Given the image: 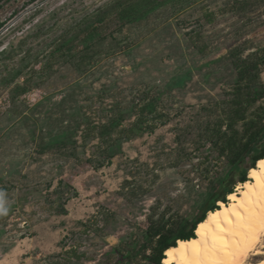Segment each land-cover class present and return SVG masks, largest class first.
I'll use <instances>...</instances> for the list:
<instances>
[{"label":"rangeland","instance_id":"rangeland-1","mask_svg":"<svg viewBox=\"0 0 264 264\" xmlns=\"http://www.w3.org/2000/svg\"><path fill=\"white\" fill-rule=\"evenodd\" d=\"M0 23V264H119L151 222L189 228L249 173L250 155L215 189L233 150L213 133L242 143L264 123L263 97L227 127L231 52L262 58L264 0H0ZM254 73L264 84L262 62ZM116 110L110 158L100 130Z\"/></svg>","mask_w":264,"mask_h":264},{"label":"bare ground","instance_id":"bare-ground-1","mask_svg":"<svg viewBox=\"0 0 264 264\" xmlns=\"http://www.w3.org/2000/svg\"><path fill=\"white\" fill-rule=\"evenodd\" d=\"M228 198V203L219 201V207L207 213L196 228L195 237L179 239L176 246L165 251L163 264H245L250 255L262 253L257 252L256 248L264 238V158L250 169L249 180L239 183ZM234 205L245 217L244 223L248 227L237 224L235 212L232 211ZM224 212H228L233 224L229 225L221 216L217 226L213 218L217 213ZM202 225H207V228L202 229ZM222 228L232 230L221 232ZM213 234L223 239H214ZM253 236L256 239L250 243ZM257 264H264V258Z\"/></svg>","mask_w":264,"mask_h":264},{"label":"trees","instance_id":"trees-1","mask_svg":"<svg viewBox=\"0 0 264 264\" xmlns=\"http://www.w3.org/2000/svg\"><path fill=\"white\" fill-rule=\"evenodd\" d=\"M1 26V24H0ZM98 28H95L94 31H97ZM259 69V68H258ZM259 76L257 73H254V71L249 70L248 68L242 69L238 72L237 77V83L238 86L235 88V92L238 93L236 97L234 98L235 103V110L231 113L229 117V121L227 124V127L229 129H233L234 124L239 120H245L246 116V110L252 105L254 102H256L258 99L264 97V84H261L258 80ZM245 82L244 86H239L241 82ZM258 84V85H256ZM263 115V114H262ZM262 115L260 118H262ZM120 121H117L114 126L118 125ZM112 126V125H111ZM135 128H132L130 130V134L132 135ZM216 132L213 134H217L216 138H214V143L216 145L222 143L220 148V154L224 151H232L233 153L230 156V169L228 171L229 176H232V174L237 171L244 163V160L247 156H251V162L249 171L251 168L256 167V164L258 160L264 158V123H257L255 121H250L248 124V137L247 139L240 143L237 136L234 134L229 135L220 132V126H217ZM140 134L139 132H137ZM214 136V135H213ZM212 137V135H211ZM210 137V138H211ZM211 140H213L211 138ZM109 151H111L108 156L112 158L114 155V151L111 150V145L108 146ZM259 147V148H258ZM247 168H244L241 170V176H240V182H246L249 180L247 178L248 171ZM228 194L232 193L233 188H227ZM230 192V193H229ZM234 192V191H233ZM225 202V196L222 197V200ZM226 201L225 203H227ZM219 207L216 204H212L209 211H214ZM214 209V210H213ZM207 212V213H208ZM207 213L204 212L200 216H198L191 224L188 229H185L182 225L178 226L176 229L174 227H168L167 222L163 221L161 224L152 225L148 228V233L146 234V241L143 244V249H147L149 245H152L155 243V246L153 248V253L149 256H145L146 259H149V264H163V258L165 251L173 246L177 245V241L179 239L186 240L195 237V230L198 227L199 223L202 222L206 216ZM140 251V249H139ZM137 250L131 251L130 253L126 254L125 257H122V262L119 264H123L125 259L128 261L129 258H133V254H138ZM135 255V256H136Z\"/></svg>","mask_w":264,"mask_h":264},{"label":"flooded vegetation","instance_id":"flooded-vegetation-1","mask_svg":"<svg viewBox=\"0 0 264 264\" xmlns=\"http://www.w3.org/2000/svg\"><path fill=\"white\" fill-rule=\"evenodd\" d=\"M101 21V20H100ZM1 24V23H0ZM2 25V24H1ZM195 45H197V47H198V50L199 51H202V49L199 47V44H198V42H193ZM239 53H240V50L238 49V48H235L232 52H231V55L233 56V57H235V58H237L236 59V61H235V65L236 66H239L240 67V69H239V71L240 70H242V69H245V68H248L249 70H252V71H255L256 69H258L259 67H260V65H261V62L264 64V50H263V52H262V58L259 60H257L256 62H250L249 61V59L248 58H240L239 57ZM238 71V72H239ZM238 86V84H236V87ZM144 97H147V96H144ZM85 106H86V104L84 103V101H81L80 102V104H79V108H85ZM86 107H88V106H86ZM117 111V110H116ZM115 111V112H116ZM117 114L115 115L114 114V116H113V118L111 119V121L108 123V124H105V125H103V126H101V130H100V135L101 136H103V140L102 141H104V144H105V150H106V153H110L111 151H109V145H110V136H108V134H110V132L116 127V126H118V125H120L122 122H123V120L125 119V114H124V112H123V110H118L117 112H116ZM117 121H120V123H118V125H116V126H114L115 125V123L117 122ZM82 123L83 124H85V125H87V127H90V125H91V122L89 121V120H82ZM112 125V126H111ZM132 128H135L136 129V131L137 132H139V133H141V129H139V127L138 126H136V125H134V126H131L129 129L130 130H132ZM130 130H128L127 131V133H129L130 132ZM68 133L69 132H67L66 133V138L65 139H63V141L62 140H60V143H63V144H68V143H71V140H70V138L68 137ZM108 137H107V136ZM87 136V134H84V137H86ZM106 136V137H105ZM68 142V143H67ZM55 143V142H54ZM72 143H76L75 141H73L72 140ZM83 144H80V147H82L83 148ZM229 174H228V172L227 173H225L224 174V177L219 181V186H218V184H217V186L218 187H216L215 189H218V188H221L223 185H224V183H226L225 181H227L228 179H229ZM217 191V190H216ZM210 201H211V193L209 194V196H208V198H207V200H204L203 201V204H202V206H204L205 208L207 207V206H209L210 205ZM200 216V215H199ZM198 216H196L194 219H193V221L197 218ZM190 218H187L185 221L186 222H189L190 220H189ZM163 221H165V220H163ZM163 221L162 222H160V224L161 223H163ZM192 221V222H193ZM166 222H167V225H169L168 224V221L166 220ZM191 222V223H192ZM190 223V224H191ZM157 224H159V223H157V222H151L148 226H147V228H146V230H144V242L147 240L146 239V234L148 233V228L150 227V226H152V225H157ZM185 229H188V228H186L184 225H182ZM168 227H170V226H168ZM143 232V231H142ZM130 245V248H134L135 249V244H129ZM120 246V245H119ZM119 246H116L115 248L116 249H118V251H120V252H122L121 250H119ZM128 249L127 250V252H126V254H128V253H130V256H131V249ZM141 249V248H140ZM139 250V249H138ZM122 260V259H121Z\"/></svg>","mask_w":264,"mask_h":264},{"label":"snow or ice","instance_id":"snow-or-ice-1","mask_svg":"<svg viewBox=\"0 0 264 264\" xmlns=\"http://www.w3.org/2000/svg\"><path fill=\"white\" fill-rule=\"evenodd\" d=\"M254 175H255V174H254ZM233 199H235V197H233ZM232 211L235 212V215H236V221H237V224H238V225H241V226H244V227H248V226H249V225H247V224L244 223V222H245V217L241 214L240 211H237V210H236V206H235V205L233 206ZM221 216H222L224 219H226V220L228 221V224H229V225H232V224H233L232 219H229L228 212H224V213H217V214H216V217L213 218V219L216 221L217 226H219V218H220ZM201 228H202V229H206V228H207V225H202ZM231 230H232L231 228H229V229H223V228H222V229H221V232H223V231H231ZM202 234H203V233H202ZM213 235H214V239H215V238L223 239V237H217L215 234H213ZM255 239H256V237L253 236L252 239H251V241H250V243H251V242H254ZM182 247H183V246H182Z\"/></svg>","mask_w":264,"mask_h":264}]
</instances>
